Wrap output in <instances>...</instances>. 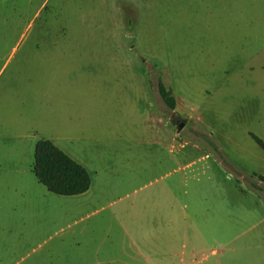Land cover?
I'll return each instance as SVG.
<instances>
[{"label": "rangeland", "instance_id": "1", "mask_svg": "<svg viewBox=\"0 0 264 264\" xmlns=\"http://www.w3.org/2000/svg\"><path fill=\"white\" fill-rule=\"evenodd\" d=\"M252 135L264 0H0V264H264ZM38 139L87 193L38 183Z\"/></svg>", "mask_w": 264, "mask_h": 264}, {"label": "trees", "instance_id": "2", "mask_svg": "<svg viewBox=\"0 0 264 264\" xmlns=\"http://www.w3.org/2000/svg\"><path fill=\"white\" fill-rule=\"evenodd\" d=\"M157 92L170 110L176 109V101L162 82L156 84ZM264 148V142L252 135ZM33 174L38 183L59 196H75L88 191L91 178L87 170L48 139H39L34 146ZM264 182V176H257Z\"/></svg>", "mask_w": 264, "mask_h": 264}, {"label": "water", "instance_id": "3", "mask_svg": "<svg viewBox=\"0 0 264 264\" xmlns=\"http://www.w3.org/2000/svg\"><path fill=\"white\" fill-rule=\"evenodd\" d=\"M174 124H175L177 132H179L184 126V122L183 121H176Z\"/></svg>", "mask_w": 264, "mask_h": 264}, {"label": "crops", "instance_id": "4", "mask_svg": "<svg viewBox=\"0 0 264 264\" xmlns=\"http://www.w3.org/2000/svg\"><path fill=\"white\" fill-rule=\"evenodd\" d=\"M38 140H39V139H38ZM47 191H48V190H47ZM48 192H49V191H48ZM49 193H51V192H49ZM85 193H87V191H86ZM85 193L80 194V195H84ZM52 194H53V193H52ZM80 195H75V196H80ZM64 197H74V196H64ZM46 198H49V197L46 196ZM22 206H23L24 208H26L27 204H22Z\"/></svg>", "mask_w": 264, "mask_h": 264}]
</instances>
